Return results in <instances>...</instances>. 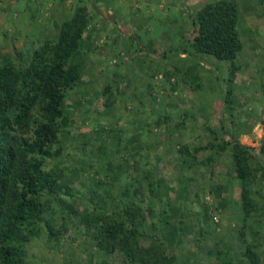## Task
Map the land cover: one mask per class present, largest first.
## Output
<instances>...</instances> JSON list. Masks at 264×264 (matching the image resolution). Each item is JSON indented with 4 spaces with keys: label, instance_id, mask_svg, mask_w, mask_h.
Masks as SVG:
<instances>
[{
    "label": "rangeland",
    "instance_id": "obj_1",
    "mask_svg": "<svg viewBox=\"0 0 264 264\" xmlns=\"http://www.w3.org/2000/svg\"><path fill=\"white\" fill-rule=\"evenodd\" d=\"M207 1L0 0V66L38 59L79 7L88 18L61 151L44 165L74 194L46 199L25 264H130L119 247L97 245L100 222L84 216L128 204L142 207L139 243L158 248L136 264H254L248 246L264 264V0H235L233 74L228 60L189 47ZM232 138L257 168L248 215L232 146H220Z\"/></svg>",
    "mask_w": 264,
    "mask_h": 264
},
{
    "label": "trees",
    "instance_id": "obj_2",
    "mask_svg": "<svg viewBox=\"0 0 264 264\" xmlns=\"http://www.w3.org/2000/svg\"><path fill=\"white\" fill-rule=\"evenodd\" d=\"M239 14L235 0L205 2L194 14L195 34L189 42L194 52L228 60L232 74L237 68L235 57L242 48L237 31ZM87 22L85 9L79 7L61 23L57 39L37 50L38 59L23 69L12 64L0 66V264H25L24 244L40 230L46 199L59 191L74 194L70 185L62 183L44 165L45 158L61 151L60 131L70 120L65 97L81 73V60L76 55ZM227 144L232 146L233 176L238 178L248 215L257 208L253 195L256 190L260 192L258 187L253 189L255 182L259 183L255 180L257 168L248 163L250 153L245 144L232 138L223 139L220 146ZM124 189L123 193L126 186ZM140 215L141 206L128 204L122 212L84 216L100 222L102 235L97 245L119 247L127 262L136 264L156 259L158 251L155 244L146 248L139 243L143 225ZM46 225L55 235L53 226L49 222ZM247 248L249 259L257 264L256 253Z\"/></svg>",
    "mask_w": 264,
    "mask_h": 264
}]
</instances>
